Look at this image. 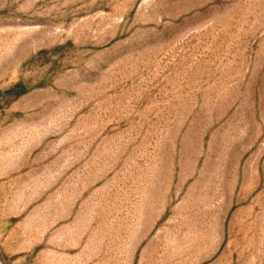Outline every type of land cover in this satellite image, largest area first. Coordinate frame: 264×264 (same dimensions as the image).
<instances>
[{
  "label": "rangeland",
  "instance_id": "obj_1",
  "mask_svg": "<svg viewBox=\"0 0 264 264\" xmlns=\"http://www.w3.org/2000/svg\"><path fill=\"white\" fill-rule=\"evenodd\" d=\"M0 264H264V0H0Z\"/></svg>",
  "mask_w": 264,
  "mask_h": 264
}]
</instances>
